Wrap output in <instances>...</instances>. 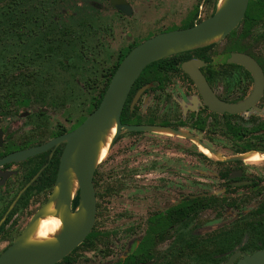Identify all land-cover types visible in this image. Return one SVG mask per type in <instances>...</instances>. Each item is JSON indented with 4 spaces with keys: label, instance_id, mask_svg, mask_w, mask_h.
<instances>
[{
    "label": "flooded vegetation",
    "instance_id": "flooded-vegetation-1",
    "mask_svg": "<svg viewBox=\"0 0 264 264\" xmlns=\"http://www.w3.org/2000/svg\"><path fill=\"white\" fill-rule=\"evenodd\" d=\"M3 1L0 13L13 17L11 22L15 17L23 22L20 29L25 30L26 36L21 39L47 43V50L54 49L51 44L58 37L56 26L63 28L60 36H66L71 33L73 19H80L85 13L92 18L106 10L117 21L130 18L137 36L119 48L116 62L104 74L103 90L111 71L133 48L157 34L193 27L214 16L220 0H82L81 14L70 9L75 0ZM84 21L78 20L79 28L93 33L94 29ZM237 54L252 58L264 75V0H249L243 19L224 38L173 54L144 69L138 79L143 77L133 90L138 79L135 81L127 98L130 97L129 120L122 122L145 125L147 129L128 133L143 134L155 128L168 138L185 139L188 145L182 150L196 162L182 163L173 173L179 187L177 196H162V205H148L144 217L133 215L124 228H107L106 221L99 222L98 227V201L109 189L104 185L100 162L94 174V227L79 246L56 264H75L78 252L86 255L82 256L85 264H92L94 254L96 264H264V169L249 167L264 160L251 162L238 157L256 150L264 153V146L246 138L250 131H264V88L249 102L256 78L245 63L234 58ZM23 56L13 62L20 69L16 78L21 91V86L25 89L23 98L18 99L20 92H14V85L4 86L9 72H0V161L71 132L97 108L94 106L100 96L99 93L86 114L75 119L60 116L57 120L50 93L48 105L41 106L45 103L38 93L41 81L35 70H28L35 60ZM187 66L200 71L210 91L225 104L249 103L236 112L216 109ZM243 122L255 124L250 128ZM263 135L254 136L264 139ZM222 139L238 143L233 154L221 150ZM195 140L228 158L208 156ZM66 146L65 141H60L25 159L0 162V255L49 201ZM216 167L214 177H206L208 170ZM115 179L116 183V175ZM75 199L73 209L79 203L78 199L75 205Z\"/></svg>",
    "mask_w": 264,
    "mask_h": 264
},
{
    "label": "rangeland",
    "instance_id": "rangeland-1",
    "mask_svg": "<svg viewBox=\"0 0 264 264\" xmlns=\"http://www.w3.org/2000/svg\"><path fill=\"white\" fill-rule=\"evenodd\" d=\"M3 2L0 0V7ZM81 2L82 0L73 1L70 9L81 14L82 11L79 9L82 6ZM10 20H13V17L0 13V72H9L4 86L14 85V92H20L18 99L23 98L25 89L21 86V91L19 80L16 78L20 69L13 62L23 55V58L33 57L32 60L35 62L30 64L28 70H35L41 81L38 93L45 102L41 106L48 105L50 93L54 99L57 120L60 116L75 119L92 108L106 81L104 74H107L117 60L119 48H123L129 39L137 36L130 18H125L126 21H117L113 13L106 10L99 17L91 18L89 13H85L80 19H73L71 33L66 36H60L63 28L56 26L55 32L58 37L55 43L51 44L54 49L47 50V43L21 39V36H26L25 30L20 29L23 25L21 18L15 17L13 22ZM78 20H85L84 22L91 25L94 32L87 34V29L79 28ZM140 108L141 111L144 110V103ZM243 123L250 128L255 124ZM147 131L149 132L136 135L123 131L120 140L111 145L101 161L103 182L109 189L98 201L100 212L98 227L99 222L103 221H106L104 226L107 228L128 227L130 217L133 215L136 218L144 217L148 205H162V196H177L179 187L176 185L177 177L173 173L182 163L196 162L193 156L182 150L188 145L187 140L177 137L169 139L155 128H149ZM261 133L264 134V131H250L246 138L252 139L259 146H264V139H256L254 136ZM220 144L221 150L233 154L238 143L222 139ZM249 167L264 169V162ZM208 172L206 177L213 178V172H217V167ZM115 175L119 179L116 183ZM82 256L86 255L82 252L77 253L75 264H85ZM91 259L92 264H96L97 255L94 254Z\"/></svg>",
    "mask_w": 264,
    "mask_h": 264
},
{
    "label": "water",
    "instance_id": "water-1",
    "mask_svg": "<svg viewBox=\"0 0 264 264\" xmlns=\"http://www.w3.org/2000/svg\"><path fill=\"white\" fill-rule=\"evenodd\" d=\"M248 2L249 0H224L220 4L219 1L215 15L201 23L189 28L160 33L140 43L118 66L99 106L77 128L47 145L20 151L0 161L25 159L45 150L53 143L60 141L67 143L58 179L49 201L0 255V264H56L85 240L94 227L97 215L94 174L100 163L99 156L104 137L114 124L117 128L112 144L123 131L147 129L145 125L122 122V113L135 81L144 69L155 61L224 38L243 19ZM234 58L245 63L255 74L256 88L249 100L253 102L264 88L263 72L247 55L237 54ZM186 68L199 84L206 99L216 109L236 112L249 103L237 106L225 104L210 91L200 71L188 66ZM78 194L79 203L73 209V201ZM49 215L61 219V230L50 240L31 241L39 219Z\"/></svg>",
    "mask_w": 264,
    "mask_h": 264
},
{
    "label": "bare ground",
    "instance_id": "bare-ground-1",
    "mask_svg": "<svg viewBox=\"0 0 264 264\" xmlns=\"http://www.w3.org/2000/svg\"><path fill=\"white\" fill-rule=\"evenodd\" d=\"M224 0H220V4H222ZM116 124H114L108 131L107 135L103 139V143L101 146L99 161L101 162L105 156L106 152L109 151V148L111 147L112 140L114 138V135L116 133ZM164 130V129H163ZM166 134H172L170 130H164L163 131ZM198 144L200 150L207 154L208 156L215 158L217 160H225L228 158L225 154L221 152H214L210 148H207V146L201 145L197 140L194 141ZM238 157L243 158L247 161L251 162H260L264 160V153L260 151H251L244 154H240ZM75 184L77 183V179L74 180ZM62 228V222L61 219L56 216H45L41 217L39 219V222L37 224V227L34 231V233L31 236V241H46L53 238Z\"/></svg>",
    "mask_w": 264,
    "mask_h": 264
},
{
    "label": "trees",
    "instance_id": "trees-1",
    "mask_svg": "<svg viewBox=\"0 0 264 264\" xmlns=\"http://www.w3.org/2000/svg\"><path fill=\"white\" fill-rule=\"evenodd\" d=\"M164 60H165V59H164ZM164 60L162 59V60H160V61H156V62H154V63L148 65V66L146 67L145 70H147V68H148L149 66H151V65H153V64H157V63H159V62H161V61H164ZM118 65H119V63H118ZM118 65H117V66L111 71V73L109 74L108 79H107V83H106L105 87L103 88V90L100 92V96L97 98L94 108L98 107V105L100 104V102H101V100H102V98H103V96H104V93H105V91H106V88H107V86H108V84H109V82H110V80H111V78H112V76H113L115 70L117 69ZM145 70H144V72H145ZM142 77H143V75L138 79V81H136V84L134 85L133 90L136 88L137 84L139 83V80H140ZM133 90H132V91H133ZM132 93H133V92H132ZM130 96H131V95H130ZM129 103H130V97H129V99L127 100V103H126V105H125L124 111H123V113H122V121H124V122H126V121L129 120V116H130V112H129ZM96 184H98V182H96ZM78 199H79V194L77 195V197H76V199H75V205L77 204Z\"/></svg>",
    "mask_w": 264,
    "mask_h": 264
}]
</instances>
